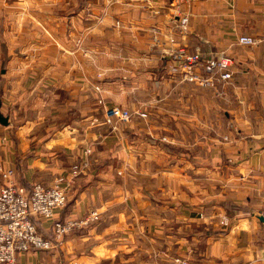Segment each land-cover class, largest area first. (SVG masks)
<instances>
[{"label": "crops", "instance_id": "0c3cea01", "mask_svg": "<svg viewBox=\"0 0 264 264\" xmlns=\"http://www.w3.org/2000/svg\"><path fill=\"white\" fill-rule=\"evenodd\" d=\"M179 50L230 58L232 79L184 81ZM94 84L147 118L106 124ZM0 113L14 183L50 188L84 160L56 220L99 214L17 264H264V0H0Z\"/></svg>", "mask_w": 264, "mask_h": 264}, {"label": "built area", "instance_id": "2783aa9c", "mask_svg": "<svg viewBox=\"0 0 264 264\" xmlns=\"http://www.w3.org/2000/svg\"><path fill=\"white\" fill-rule=\"evenodd\" d=\"M129 2L131 0H117ZM181 28L188 24V17L176 15ZM170 43L176 44L174 38L169 37ZM159 43V41H158ZM242 45H255L251 39H241ZM183 71L184 81L196 84L206 89H217V86L232 79L233 61L226 56L204 58L201 52L188 54L184 50L171 53ZM201 71V73L199 72ZM104 116L107 123L114 121L129 122L133 114L118 107L105 108ZM140 117H146L139 113ZM90 150L85 154H90ZM88 167L85 162L75 165L71 175L60 177L54 186L47 188L43 184H35L28 190L14 183L15 171L5 168L0 163V174L5 185L0 190V264H17L19 254L31 251H52L57 249L66 236L77 230H83L91 223L99 220L97 213L90 214L84 220H56V215L68 203L69 192L74 181ZM35 220H51L53 225V238L46 239L38 230ZM227 226L228 222L223 221ZM191 264V263H185Z\"/></svg>", "mask_w": 264, "mask_h": 264}, {"label": "rangeland", "instance_id": "374dc122", "mask_svg": "<svg viewBox=\"0 0 264 264\" xmlns=\"http://www.w3.org/2000/svg\"><path fill=\"white\" fill-rule=\"evenodd\" d=\"M179 15V14H178ZM156 40V43H158V40L157 39H155ZM96 50V49H95ZM105 55V54H104ZM112 55V54H111ZM94 61H96V59L94 58ZM112 65V64H111ZM112 66H114V65H112ZM113 72V71H112ZM99 78V77H98ZM100 79H102V78H100ZM93 93H94V99H95V101L97 102V104H98V106H99V108H101V110H102V113H103V116H104V109L105 108H113L114 106H109V105H107V103H106V98L104 97V90L102 89V87L101 86H99V85H97V84H94V90H93ZM119 98H121V97H119ZM115 107H118V106H115ZM118 108H121V109H124V110H128V109H126V108H122V107H118ZM129 111V110H128ZM131 112V111H130ZM139 113H141V112H134V113H132L131 112V114H133V116L134 115H137V116H139ZM142 114H144V113H142ZM132 116V117H133ZM140 117V116H139ZM141 118H143V117H141ZM144 118H147V116L146 117H144ZM104 119H105V122H106V124H108V125H111V126H113L114 124L112 123V124H109V123H107V121H106V118H105V116H104ZM113 128H115L114 126H113ZM163 141L164 142H167V138H163ZM86 151H88V149L87 150H85L84 152H83V157H86V156H90L91 154H92V150L90 149V154H88V155H86L85 154V152ZM80 161L78 162V163H75V165H82L83 164V161H81V159H79ZM0 163H3L4 164V159H0ZM82 163V164H81ZM85 163V162H84ZM88 163V162H87ZM74 165V166H75ZM73 166V167H74ZM72 167V168H73ZM88 167H89V163H88ZM88 167L83 171V173L81 174V175H83L84 174V172L88 169ZM72 168H71V170H72ZM71 170H70V172H69V174L68 175H66V176H64V177H67V176H69V175H71ZM121 174V173H120ZM80 175V176H81ZM79 176V177H80ZM78 177V178H79ZM77 178V179H78ZM77 179L74 181V184L76 183V181H77ZM73 184V185H74ZM72 188V187H71ZM71 190V189H70ZM96 213V212H95ZM98 214V213H97ZM99 215V214H98ZM141 259L142 261H144V258L142 257V256H135L134 254H132V253H125V254H123L122 256H120V258L119 259H117L116 261H121L123 264H136L137 262H136V259ZM177 262V263H176ZM114 262H113V260H111V261H109L108 263H106V264H113ZM154 263L155 264H185L186 262L184 261V260H182L181 258L180 259H178L177 261H174V262H172V259H171V257H164L163 259H161V261H159L158 259H155L154 260Z\"/></svg>", "mask_w": 264, "mask_h": 264}, {"label": "water", "instance_id": "95a60500", "mask_svg": "<svg viewBox=\"0 0 264 264\" xmlns=\"http://www.w3.org/2000/svg\"><path fill=\"white\" fill-rule=\"evenodd\" d=\"M0 124L3 126L9 125V119L0 113Z\"/></svg>", "mask_w": 264, "mask_h": 264}, {"label": "trees", "instance_id": "16d2710c", "mask_svg": "<svg viewBox=\"0 0 264 264\" xmlns=\"http://www.w3.org/2000/svg\"><path fill=\"white\" fill-rule=\"evenodd\" d=\"M115 122H117V121H114V123H115ZM114 123H113V124H114ZM30 189H32V188H30ZM30 189H29V190H30ZM34 223L36 224V226H37V228H38V230H39V232H40V227H39V226H40V225H39L40 220H35ZM40 233H41V232H40ZM42 235H43V234H42ZM44 237H45V236H44ZM45 238L51 240V239L53 238V232H52V236H50V237H45Z\"/></svg>", "mask_w": 264, "mask_h": 264}]
</instances>
